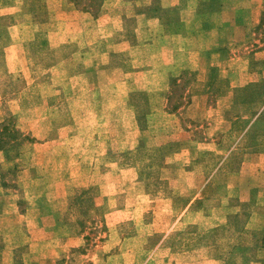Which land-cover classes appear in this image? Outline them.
<instances>
[{
	"label": "rangeland",
	"instance_id": "rangeland-1",
	"mask_svg": "<svg viewBox=\"0 0 264 264\" xmlns=\"http://www.w3.org/2000/svg\"><path fill=\"white\" fill-rule=\"evenodd\" d=\"M0 264H264V0H0Z\"/></svg>",
	"mask_w": 264,
	"mask_h": 264
}]
</instances>
